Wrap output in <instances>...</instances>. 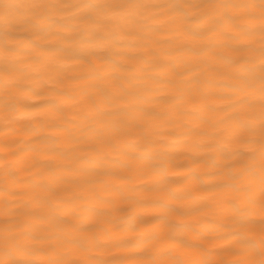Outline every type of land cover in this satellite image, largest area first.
I'll use <instances>...</instances> for the list:
<instances>
[{"label": "snow or ice", "instance_id": "snow-or-ice-1", "mask_svg": "<svg viewBox=\"0 0 264 264\" xmlns=\"http://www.w3.org/2000/svg\"><path fill=\"white\" fill-rule=\"evenodd\" d=\"M67 9L75 11L64 15ZM152 25L157 31L165 27L173 30L180 37L177 46L188 45L192 50L199 49L198 55H208L213 61L208 71L223 73L221 78L227 81L223 87L234 95L236 107L229 113L232 134L218 142L219 151L231 157L230 167L213 177L218 196L211 202L204 196L187 197L183 204L169 209L172 218L178 220L176 225L159 234L137 233L144 242L136 245L119 238H89L87 230L63 240H41L6 223L0 229V264H264V0H5L0 4V123L8 125L42 116L53 129L48 140L69 135L59 123L69 107L63 91L52 89L51 98L38 107L29 103L36 93L27 85L32 83V73L49 66L48 57L85 66L80 76L86 85L80 93L87 109L85 118L103 117L105 105L122 106V94L114 91L107 74L99 70L96 59L101 58L95 49L104 47L113 37L136 39L138 26ZM221 41L227 42V50L217 49ZM134 127L107 121L94 129L97 160L104 161L116 152L125 160H140L153 177L179 174L197 191L207 190L208 185L201 181L200 165L183 173L170 172V162L156 152L150 133L134 135V143L122 144L121 138L133 135ZM195 135L193 151L206 142L207 133ZM141 145L143 154L135 156L133 150ZM48 147L47 142H37L25 155L39 154ZM8 155L15 156L14 152ZM20 159L15 156L10 163ZM135 203L142 207L143 198ZM257 204L258 221L254 218ZM220 219L235 225L225 241L237 257L230 262L209 259L223 246L216 243L215 236L198 231V226ZM116 231L119 229L112 226L113 237ZM160 241L166 246L156 247ZM109 244L145 258L67 256L74 249L86 254ZM153 253L162 258H153Z\"/></svg>", "mask_w": 264, "mask_h": 264}, {"label": "bare ground", "instance_id": "bare-ground-1", "mask_svg": "<svg viewBox=\"0 0 264 264\" xmlns=\"http://www.w3.org/2000/svg\"><path fill=\"white\" fill-rule=\"evenodd\" d=\"M4 2L0 0V4ZM74 11L67 9L64 15ZM155 27L138 26L136 39L113 37L104 47L95 49L101 58H93L99 70L107 74L109 85L122 94L124 102L115 108L105 105L103 117L84 116L87 109L80 99L86 87L80 80L84 65L48 57L49 66L32 73V83L27 87L36 95L29 103L38 107L51 98L52 89L63 91L69 107L59 123L69 135L48 140L53 129L42 116L8 125L0 123V229L8 223L41 240H63L87 230L89 238H119L136 245L144 242L137 233L159 234L176 225L178 220L172 218L169 209L183 204L187 197L204 196L211 202L218 196L213 177L231 165V157L219 151L218 142L232 134L229 113L236 107L234 95L223 87L227 83L221 78L223 73L208 71L213 63L208 55H198L199 49L192 50L188 45L177 46L180 37L173 30L165 27L157 31ZM255 39L258 43V33ZM226 43L221 41L217 49L227 50ZM153 113L157 114L154 118ZM107 121L135 126L133 135L121 138L122 144L134 143V135L150 133L156 152L170 162V172L183 173L200 165L201 181L208 185L207 190L197 191L179 174L153 177L140 160H125L116 152L107 155L106 162L97 160L93 130ZM200 131L207 133L206 142L193 151L195 134ZM37 142H47L50 147L36 155H25ZM9 152L22 159L11 164L15 156ZM133 154L142 155L143 146ZM107 171L114 174H105ZM141 198L143 206L137 207L135 202ZM259 217L257 204L254 218L258 221ZM112 226L119 229L114 237ZM234 227L226 219L198 226L199 232L215 236L216 243L223 246L209 259H237L225 244ZM256 227L258 238V223ZM155 246L166 243L160 241ZM84 255L101 260L145 258L110 244L86 254L76 249L67 254L72 258ZM152 256L162 258L156 253Z\"/></svg>", "mask_w": 264, "mask_h": 264}]
</instances>
